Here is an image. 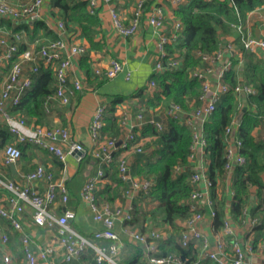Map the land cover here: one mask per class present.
Returning a JSON list of instances; mask_svg holds the SVG:
<instances>
[{"label":"built area","instance_id":"obj_1","mask_svg":"<svg viewBox=\"0 0 264 264\" xmlns=\"http://www.w3.org/2000/svg\"><path fill=\"white\" fill-rule=\"evenodd\" d=\"M90 13L98 14L99 9L108 5L111 23L114 29L122 36H133L139 29L140 20L144 14L148 0H136L132 16L128 23L123 21L121 14L115 9L113 0H84ZM186 0H170L176 7ZM44 0H27L13 3L8 0H0V17L13 21L23 19L34 21L41 19V8ZM253 10L248 11L245 17H238V21L231 23V27L237 33L239 44L233 39L220 37L218 47L213 51L195 50L198 64L192 69L191 75L200 81L201 91L188 108L179 103L169 101L165 106H157L151 110L149 116L141 110L133 111L128 105H121L116 109L115 116L120 127L116 135L104 133L106 124L107 106L100 103L96 106L90 124L89 134L93 142L90 148L91 154L101 163L109 164L116 161V173L118 179L125 185L122 190L124 204L113 205L108 202H99L95 189L104 175L101 166L96 173L87 177L80 191L81 199L86 202L91 210L92 218L101 224V228L93 231L91 236H85L78 232L72 225L76 217L73 208L64 207L70 193L66 183V161L69 155L75 154L79 161L86 152L85 146L74 140L67 127L54 124H34L26 121L20 113H14L9 108L17 104L21 96L32 84L40 71L41 64L51 66L54 71V91L48 100L55 99L62 105L70 103L75 91L82 90L81 78H75L69 84L71 66L87 48L74 42L66 34L64 21L57 19L55 24L56 36L44 38L41 35L34 36L31 40L26 38L23 29H10L0 33V66H6L7 71L0 84V124L6 125L7 130L14 137V141L7 143L1 150V158L4 165H14L21 155L18 143H30L53 155L61 162L60 174L56 175L44 164H37L35 168L21 175V182L12 181L0 177V184L8 190L7 200L9 205L0 203V218L4 219L10 230L21 234V246L24 254L23 264H39V261L48 260L55 250L54 243L38 247L32 246L31 235L25 230L22 214L26 207L31 209V219L35 225L45 228H55L56 243L62 250V260L71 262L78 259L87 249L93 250V256L97 263L105 264H129L119 262L117 251L120 237L114 229L116 219L121 221L130 220L134 213V200L147 194L153 184L152 177H139L132 172L129 159L125 151L139 153L144 151L139 137L147 123L154 124L161 129V121L155 116L162 118L170 117L186 125L191 134L187 166L191 170V192L186 199L191 213L183 219L181 229V243L183 246L192 244L196 250L194 259L182 258L174 253L151 254L148 257L150 264H205L206 259L212 264H248L246 254L252 252L256 245L252 238L247 243L241 241L237 235V226H244L248 236L252 234V228L260 222L257 216L250 215L251 204H247L242 214L235 220L229 214L228 209L223 215L220 228L213 239L201 229L204 209L208 208L211 216L215 214L214 200L211 194L213 182L209 179L206 169V138L204 124L210 118L219 103L223 101L228 92L236 98V108L230 115V121L224 128L225 161L224 170L229 180V192L232 195L231 182L233 171L236 166L246 162V156L242 153V140L237 136L242 123L241 109L245 105V97L254 94L256 89L241 78L230 86L224 79L228 71L233 68L234 52L246 51L256 55L264 54V19L258 27L263 33L255 36L246 16ZM158 3L150 6L146 14L147 23L153 27L156 45V57L153 65L154 71L163 68L162 60L166 58L169 64L176 65L177 60L170 58L166 45L177 40L182 29V23L178 18L170 19V28L167 30L168 20ZM28 46L21 49V45ZM123 72V62L118 58H112L107 65H93L91 73L100 78H113ZM130 71H124L125 79H129ZM150 88L155 82L149 81ZM46 110L49 111V103L46 100ZM139 107V106H138ZM264 139V131L261 134ZM123 150V152H119ZM201 157H197V152ZM185 165L175 164L174 171L184 170ZM264 178V169L262 171ZM45 182L43 191L39 190L40 182ZM217 182L215 184V191ZM60 205L62 210L56 213L55 208ZM64 207V208H63ZM131 238L148 245L151 252L157 251L156 240L164 237V233L156 228L146 232L131 231ZM10 232L0 224V258L5 264H12V256L9 253ZM107 241V243H102ZM259 251L264 255V242ZM258 244V243H257Z\"/></svg>","mask_w":264,"mask_h":264},{"label":"trees","instance_id":"obj_2","mask_svg":"<svg viewBox=\"0 0 264 264\" xmlns=\"http://www.w3.org/2000/svg\"><path fill=\"white\" fill-rule=\"evenodd\" d=\"M262 5H264V0H186L174 7L173 17L181 21L182 29L177 40L167 44L166 49L170 58L177 60V64L171 65L168 62L169 60L164 58L162 60L163 68L160 71L153 70L145 85V90L152 91L145 95L141 93V91L146 92L142 87L135 94H130L131 96L138 95L140 98L141 105L136 106L134 110H141L144 115L149 116L151 112H147L149 109L153 110L157 106H165L169 101L177 102L182 107L188 108L201 91L200 81L191 75L192 69L199 62L194 54L195 50L213 51L216 49L220 37L227 34L228 28L232 29L231 23L238 21V17L244 18L249 10L259 8ZM49 6L52 13L63 19L67 35L76 33L79 30L91 48H102V43L95 39L96 27L100 24V18L98 14H92L88 11L86 1L49 0ZM31 23V26L23 23L30 38H33L38 31H42L44 34H52L51 37L56 36L44 20L36 19ZM255 36H258V33H255ZM233 41H236V37L233 38ZM237 43L239 44V42ZM241 57L243 64L238 65L239 59H234L233 68L228 71L224 80L232 86L241 78L251 84L256 91L254 94L245 97V105L241 109L242 123L237 136L242 140L241 151L246 156V162L243 165L236 166L233 171L231 182L233 192L229 204V213L233 218H238L242 214L243 208L252 203L250 215L257 216L260 220L252 228V242L256 245L257 242H264V178L262 177L264 139L261 138L264 131V66H260L253 53L243 51ZM79 63L86 73L91 75L92 67L88 51L79 56ZM151 79L155 82V86L152 88L149 86ZM54 82L55 76L52 67H45L41 64L40 71L32 84L21 96L19 102L11 106L9 110L22 114L27 122L43 124L47 119L45 102L46 100L48 103L51 102V100H48V96L53 92ZM125 98L126 96H116L107 108L106 124L103 129L105 134L116 135L120 132L115 109L117 103L123 102ZM235 108L236 98L230 91L224 96L223 101L218 104L204 124L207 143L205 147L206 172L213 182L211 194L214 200L215 214L212 216V222L215 228H220L225 213L224 200H218V203L215 202V184L225 174L226 143L224 128L230 121V115ZM161 119V129L156 128L151 123L144 126L139 137L142 138L143 135L152 136L153 139L150 144L155 147L144 161L135 156V164L130 167L132 172L139 177H152L154 182L149 192L143 194L140 198L155 203L148 210L142 209L141 214H137L138 209L135 203L136 208L132 218L127 221L116 219L114 229L119 231V227L143 224L144 218L150 213L168 222L173 228V233L168 237L156 240L161 253H174L182 258L186 257L192 260L196 256L193 245H182V228L175 222L177 219L186 218L191 213L190 206L186 203V199L191 192L189 180L191 170L187 166L191 134L189 128L178 120L170 117ZM257 128L261 129L258 135L256 134ZM13 141L14 137L9 133L6 125L0 124V150L7 143ZM29 144L25 142L18 143L21 151L18 161L22 165H25L26 161L29 160V148L31 147V144ZM85 148L86 152L81 156L74 175L67 181L73 198L78 199L81 185L87 177L94 175L101 166L104 175L100 182L106 179L100 189L95 190L97 200L113 204L115 198L118 196L122 198V191L119 194L118 187L122 186L123 190L125 185L116 175V161L109 164L101 163L91 154L89 147ZM120 151L117 152L116 156ZM54 161L57 166L61 165L59 164L61 162H58L55 158ZM178 163L185 165V168L182 171L175 172L174 165ZM6 169L7 173L12 175L13 170L9 165L6 166ZM253 187H255V191L251 190ZM64 207L73 208L71 199ZM61 210L62 206L60 205L55 208L57 212ZM72 225L79 232L76 225L74 223ZM99 228H101V225L97 227V229ZM121 236L126 240V233L121 232ZM79 258H82L87 264H100L95 261L93 250L90 248L82 253ZM125 263H131V261Z\"/></svg>","mask_w":264,"mask_h":264},{"label":"crops","instance_id":"obj_3","mask_svg":"<svg viewBox=\"0 0 264 264\" xmlns=\"http://www.w3.org/2000/svg\"><path fill=\"white\" fill-rule=\"evenodd\" d=\"M13 3L24 2L27 0H8ZM136 1V0H135ZM134 2L131 3L130 0H113V5L115 9L121 14L123 21L125 23L129 22L130 17L132 16V11L134 8ZM158 3L161 5L165 18L168 20L166 27L167 30L170 28V19L173 18V8L174 6L170 2V0H148L146 2L144 14L140 20V26L136 34L133 36H122L120 35L113 27L110 19V14L108 12V5H104L99 9L98 16L100 18V24L96 27L95 39L99 40L102 43V48L95 49L89 46L87 40L81 35L80 31L78 30L76 33H71L68 35L72 41L77 42L79 44L84 45L87 48L89 59L91 60V67L93 65H101L105 66L112 58H118L123 62V72H120L113 78H100L93 76L92 73L87 74L85 69L80 66L79 58L75 61V63L71 66L70 74H69V84L75 78H81L83 87L80 91H75L72 95L70 103L67 105H62L57 100L52 99L49 103V111L46 109V116L44 125H54L59 124L68 128L70 136L80 142L83 146L91 148L93 142L91 140L89 134V124L93 115V112L96 106L100 103H105L107 108L110 106L112 100L118 96H126L123 102L117 103V108L121 105H128L131 107L133 111H135V107L140 106L141 102L139 101L138 95L131 96V93H134L143 87L147 81L150 79V75L153 72V65L155 62L156 57V45H155V35L153 33V27L150 26L146 21V14L150 10V6L152 4ZM252 13L246 16L248 20V24L251 26L252 33H258V36H261L263 33L261 32L260 28L258 27L259 22L264 19V5L259 8L252 9ZM250 11V10H249ZM42 20H44L48 26V28L55 33V24L57 19L61 18L57 14L51 12V7L49 6V0H44V3L41 8ZM32 21L30 20H20V21H13L8 18H1L0 17V33H4L10 29L18 30L23 29L26 33V30L23 26V23L30 24ZM41 35L44 38H50L52 34H44L42 31H38L35 36ZM34 37V36H33ZM226 39H233L236 37V44L237 42V33L232 28V33H227L222 35ZM26 38L31 40L27 33ZM28 44H23L21 47H26ZM234 59H239L238 65H242V53L235 51L234 52ZM254 57L258 60L260 66H264V54L256 55ZM92 69V68H91ZM7 71L6 66H0V84L2 79L4 78ZM124 71H130L131 75L129 79H125ZM37 75V74H36ZM36 75H33L35 79ZM241 77V75H239ZM142 89V90H143ZM145 90V89H144ZM54 91V85H53ZM141 91L143 94H148L149 91L152 90H145ZM140 93V94H141ZM116 108V109H117ZM115 109V113H116ZM149 109L147 112H150ZM107 116V115H106ZM162 118L161 116H159ZM162 120V119H161ZM31 123V122H29ZM257 131H261L260 128H257ZM256 131V132H257ZM141 142L144 147L143 152L134 153L125 151L129 159L130 167L132 164H135V156L145 160L146 156L152 151L155 147L153 146L152 139L153 137L150 135H143ZM30 145V144H29ZM29 153L30 157L29 160L26 161L25 165H22L21 162L17 160L13 167L9 165V167L13 170L12 175L7 173L6 165L3 164L1 158V150H0V177L9 179L16 182H21V175L29 170H32L37 164H44L45 167L51 169L56 175L60 174L61 165H58L54 161V156L45 152L44 150L34 146L33 144L30 145ZM121 153L123 150L120 151ZM202 155L198 151L197 157L200 158ZM56 159V158H55ZM57 160V159H56ZM206 160V157H205ZM58 161V160H57ZM59 162V161H58ZM78 160L75 154H71L68 156L66 161V183L70 180V178L74 175ZM141 163V161H140ZM207 165V160H206ZM27 166L29 167L27 169ZM31 166V168H30ZM96 173V172H95ZM117 175V173H116ZM106 179V178H105ZM105 179L102 182L98 183L96 189L99 190L102 184H104ZM229 180L227 179V175L224 176L217 181L216 187V196L219 197L220 200H224V211L228 209L229 212V204L231 199V194L229 192ZM221 183L220 186L218 184ZM114 184V183H112ZM68 186V184H67ZM83 184L81 185L79 192H78V199H74L69 189L71 205L76 212V217L72 221L79 229V232L85 236L92 235L93 231L97 229V227L101 224L95 222L92 218L91 210L86 202H84L80 197V191ZM45 187V182H40L39 190L43 191ZM223 187V188H222ZM69 188V187H68ZM95 189V190H96ZM119 194L122 191V186L118 187ZM251 190L255 191V187ZM8 190L4 188L0 184V203L8 206ZM122 197V194H121ZM125 199L117 198L114 199L113 204H124ZM137 209V214H141V210L145 209L148 210L153 206L152 201L142 200L138 198L134 200V206ZM252 203H249V205ZM134 208V211H135ZM56 213H59L56 211ZM230 214V213H229ZM87 215V216H86ZM237 219V218H233ZM22 221L25 230L31 235L33 240V248L35 250L38 247L46 245V243H54L55 250L50 255L48 260L39 261V264H87L86 261H83L82 258L75 259L71 262H64L62 260V250L56 243V230L55 228H45L38 225H35L31 219V209L29 206L26 207L25 211L22 214ZM176 224L178 226L182 225L183 219H177ZM0 224L10 232V242L8 245L9 253L12 256V264H23L24 263V254L22 252L21 246V234L17 231L10 230L8 223L0 218ZM237 228V235L241 239L242 242L247 243L250 238H252V234L248 236V233L245 232L244 226L240 224H236ZM151 228L159 229L164 233V237H168L171 233H173V228L171 225L161 220L159 217H155L154 215L148 213L147 216L143 220V224H136L135 226H124L119 227V231L116 230L120 237L119 247L117 251V258L119 262L125 263L126 261H131L129 264H150L148 261V257L151 254H160L161 251L157 247L156 252H151L148 249V245L140 242L134 241L130 233L131 231H143L146 232ZM201 229L202 231L213 239L215 233L218 231L219 228H215L212 222V216L209 213L208 208H205L203 220L201 222ZM122 233H126L127 237L126 240L123 239L121 236ZM104 242H107L104 240ZM255 249L252 252H248L246 254V262L248 264H264V255L258 250L260 242H257ZM195 255L196 250L193 246ZM203 263L205 264H212L210 261L204 259ZM0 264H5L0 258Z\"/></svg>","mask_w":264,"mask_h":264},{"label":"rangeland","instance_id":"obj_4","mask_svg":"<svg viewBox=\"0 0 264 264\" xmlns=\"http://www.w3.org/2000/svg\"><path fill=\"white\" fill-rule=\"evenodd\" d=\"M130 1H131V3H132V2H134L135 0H130ZM226 33H232V29H231V28H228V31H227ZM256 134L258 135V134H259V131H257ZM220 185H221V183L218 184V186H220ZM222 188H223V187H222ZM218 200L220 201L219 197L216 196V201H215V202L218 203ZM86 216H87V215H86ZM260 244H262V243L260 242Z\"/></svg>","mask_w":264,"mask_h":264},{"label":"water","instance_id":"obj_5","mask_svg":"<svg viewBox=\"0 0 264 264\" xmlns=\"http://www.w3.org/2000/svg\"><path fill=\"white\" fill-rule=\"evenodd\" d=\"M155 119L158 120V121L161 120V118H160L159 116H155ZM10 166L13 167L14 165L12 164V165H10Z\"/></svg>","mask_w":264,"mask_h":264}]
</instances>
